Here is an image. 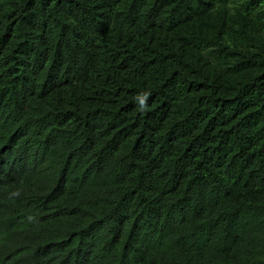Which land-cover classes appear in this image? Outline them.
<instances>
[{"label":"trees","instance_id":"trees-1","mask_svg":"<svg viewBox=\"0 0 264 264\" xmlns=\"http://www.w3.org/2000/svg\"><path fill=\"white\" fill-rule=\"evenodd\" d=\"M0 264H264V0H0Z\"/></svg>","mask_w":264,"mask_h":264},{"label":"clouds","instance_id":"clouds-1","mask_svg":"<svg viewBox=\"0 0 264 264\" xmlns=\"http://www.w3.org/2000/svg\"><path fill=\"white\" fill-rule=\"evenodd\" d=\"M150 94L148 92H144L142 94H140L138 96V100H139V107H140V110L141 111H146L147 110V104H146V101L148 99V96Z\"/></svg>","mask_w":264,"mask_h":264}]
</instances>
